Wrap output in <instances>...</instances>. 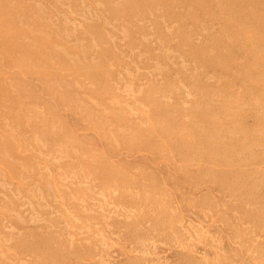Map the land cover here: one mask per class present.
Listing matches in <instances>:
<instances>
[{
  "label": "rangeland",
  "instance_id": "374dc122",
  "mask_svg": "<svg viewBox=\"0 0 264 264\" xmlns=\"http://www.w3.org/2000/svg\"><path fill=\"white\" fill-rule=\"evenodd\" d=\"M0 264H264V0H0Z\"/></svg>",
  "mask_w": 264,
  "mask_h": 264
},
{
  "label": "bare ground",
  "instance_id": "6f19581e",
  "mask_svg": "<svg viewBox=\"0 0 264 264\" xmlns=\"http://www.w3.org/2000/svg\"><path fill=\"white\" fill-rule=\"evenodd\" d=\"M246 17V16H245Z\"/></svg>",
  "mask_w": 264,
  "mask_h": 264
}]
</instances>
